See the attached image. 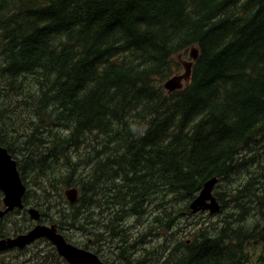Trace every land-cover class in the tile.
I'll return each instance as SVG.
<instances>
[{"label":"trees","instance_id":"16d2710c","mask_svg":"<svg viewBox=\"0 0 264 264\" xmlns=\"http://www.w3.org/2000/svg\"><path fill=\"white\" fill-rule=\"evenodd\" d=\"M192 47L199 57L190 85L169 94L160 84L174 74V56ZM0 146L17 160L25 204L41 193L61 209L59 222L42 214L43 224L56 223L71 243L68 230L78 231L83 215L90 211L88 224L97 218L103 230L79 246L106 264H251L250 244L262 261L264 0H0ZM80 167L90 180L75 178ZM98 172L111 176L112 191L139 183L144 201L159 190L162 215L128 195L120 209L106 201L99 220L89 210ZM214 178L221 211L229 210L220 222L200 228L188 251L178 239L151 249L149 240L183 211L193 218L191 202ZM47 183L81 197L56 204ZM124 216L142 219V229L123 225ZM108 239L116 255L103 248ZM36 244L68 264L48 241Z\"/></svg>","mask_w":264,"mask_h":264},{"label":"rangeland","instance_id":"374dc122","mask_svg":"<svg viewBox=\"0 0 264 264\" xmlns=\"http://www.w3.org/2000/svg\"><path fill=\"white\" fill-rule=\"evenodd\" d=\"M190 53H191V49L174 56L173 61H174L175 66H174V74L172 76L183 75L185 73V68L183 66V63L192 62V58L190 57ZM178 65L180 67H178ZM166 81L167 80L163 81L160 85L163 87L164 84L166 83ZM189 85H190V83L188 85H186L185 87H187ZM163 89L165 90L164 87H163ZM104 98H105V95H103V96L101 95L100 99H104ZM105 125H106V123L97 124V126L104 128V129H100V128H97V129L99 131L103 132L106 136L113 135L114 132H110V133L105 132L106 129L110 130L111 128H113L112 124L108 128L104 127ZM113 125H115L117 127L121 126V124L119 122H117L116 124L114 123ZM86 126H87L86 124H82L79 131H83ZM120 136H122V138L125 136L128 137V131H125V130L121 131ZM71 148H73V147H71ZM82 152L83 151H80L79 153H75L74 156H76L77 154H81ZM80 168H81V170H79V169L77 170V176L75 178L76 179L82 178L83 180H85V179L90 180L92 178V175L90 173L91 170L88 169L89 167H87V168L80 167ZM97 174L98 175L96 177H94V181H93V189H94V191H96V193L98 195L97 199L95 200V201H97V203L93 207H90L89 210L97 212L99 214L98 215L99 220H100L102 215L107 214V212L105 211V208L107 207L106 201L112 203L114 206L116 204H118L117 208L120 209V206H122L124 199H126L128 195L136 197V201H138L137 203L139 205L141 203L142 208H145L146 210H148V208L151 209V207H156L157 210L155 211V213L158 215H162L160 210L162 209L163 203L161 202V196H160L159 190L156 189L154 192H147L145 195V198H144L145 201H144L142 192L140 190H138L139 187L141 186L139 183H134V181H132V179H130L131 181H130L127 189H120L119 192H116V191L109 190L106 187V186H108V182L106 180L109 179L111 176H108L105 178V177H102L99 172ZM93 176H94V174H93ZM127 176L131 177L132 173H127ZM50 180H52L53 183L55 182V178L53 176L51 177ZM48 186H49L48 187V195H49L48 197L50 199H52L54 202H56V204L61 203V205L63 204L62 206H67V204H71L69 202V200L67 199L66 194H65L66 191L69 189H67L66 187H62L58 190H54L52 187H50L49 184H48ZM73 188H75V187H73ZM76 189H78V188H76ZM218 190H219V187L215 188L214 194ZM221 190H224V188H221ZM78 191H79V198H80L81 192L79 189H78ZM120 194H121L122 198H120ZM139 194H141V195H139ZM215 197H216V195H215ZM32 198H33V193H32ZM90 198H91V196H90ZM2 200H3V198H2ZM99 200H102L101 206L98 203ZM38 203L43 204L44 207L38 206ZM27 204L28 205L25 204L26 207L24 210L17 211L14 214H12L10 217H7L2 222H0V231L3 235H9L10 237L13 238L14 236H16V234L20 235V234L27 233L35 225V223L30 218V215L27 212L28 208L37 209L41 213V215L45 214L48 217V219L51 221L59 222V220H61V218H62V214L60 213L61 209L58 210V208L51 206L50 201L46 200L45 196L42 195L41 193L38 194L30 202V204L29 203H27ZM30 205H33L34 207H32ZM183 206H184V203H181V207H183ZM99 207H101V208H99ZM0 209H3V202L0 205ZM228 211H229L228 209H226L224 211V213L221 211L219 214L215 215V217H217V218H213V217L206 218V216H208L209 213H205V215L202 216L203 218H200V219H199V217H197L194 214H193V218L188 217L186 215L187 212L183 211V214H181L180 218H178V220L173 225H171V227L168 229L167 232H165L164 228H160L159 233L158 232L156 233V234H158V236L155 237L154 239H152L151 241L149 240V243H150L149 246L151 249L155 248L158 250V249H160L159 246L161 244H165L167 241L171 240L173 242V245H175L176 243L174 242V240L178 239L180 244H181L179 248H181L182 251H188L190 249H186V246L190 245L191 243H193L195 241L196 232L202 227L210 226L212 224H218L220 222L221 217H223V215L225 213H227ZM26 212L28 214L27 217L25 216V214L21 215L22 213H26ZM169 212H171V211H169ZM88 213H90V211H88ZM88 213H86V215ZM86 215L82 216L81 226L79 227L78 231L72 232L71 230H68V236L71 238V243L74 244L75 246H78V247H79V244L87 241L88 237H86V236H88L89 234L94 235L96 232H100L103 230L102 224L100 222L95 224L97 222L96 217L93 219L94 223L88 224L87 220H86ZM173 215H174V212H173ZM114 217H116V216H114ZM173 217L174 216H172V218ZM167 220H169V218ZM124 221L125 222L123 223V225L126 224L125 225L126 227L134 226L135 224L137 225V230H139L140 228L142 229V227H143L141 225L143 220L136 217V216L131 217V218H129L128 216H124ZM179 222H180V224H179ZM198 223H201V224L198 225ZM54 224L56 225V223H54ZM115 224L116 223H114L113 225H115ZM46 225H52V224L46 223ZM210 229H211V226H210ZM245 230L240 229L238 231L239 235L241 237H242V234L244 233ZM161 235H163V237H161ZM89 238H91V237H89ZM92 238H94V237H92ZM0 239H1V237H0ZM250 240L252 241L253 239H250ZM184 243H185V245H184ZM102 244L105 245V247H106V245H108L110 248H112L115 252V255H116V252H117L116 241H115V243H113L110 239H108L107 241H103ZM236 251L237 250L235 249V252ZM247 253L249 254L248 256L250 257V259L252 261L251 264H264V259L261 261V258H260L261 253H262V249L260 246H257L256 244H250L247 248ZM42 255L49 257L48 259L52 260L51 264H55V260L51 257L50 247L43 245V244L37 245L36 242L33 243L31 246H29L23 252H19V251H16L14 249L8 250L5 252H1L0 253V264H41V261L43 258ZM57 264H63V263H57ZM133 264H136V263H133Z\"/></svg>","mask_w":264,"mask_h":264},{"label":"water","instance_id":"95a60500","mask_svg":"<svg viewBox=\"0 0 264 264\" xmlns=\"http://www.w3.org/2000/svg\"><path fill=\"white\" fill-rule=\"evenodd\" d=\"M190 56L193 62L196 61L199 57L198 50L193 48ZM193 62L183 63L185 74L174 76L164 84L163 87L169 94L182 90L190 83ZM217 183L218 179L214 178L204 184L197 198L190 204L193 214L209 212L215 215L221 211V206L213 193ZM0 191L3 193V203L6 206L5 210H0V219L15 209L24 208L23 197L27 188L19 173L17 161L2 146H0ZM65 194L71 204L76 203L79 199V192L76 188L67 190ZM29 214L36 222L42 218L41 213L35 208H31ZM40 239H46L53 244L60 257L69 264H105L97 255L68 243L65 237L59 233L57 225L38 224L27 234H21L15 238H2L0 240V253L11 249L24 250Z\"/></svg>","mask_w":264,"mask_h":264},{"label":"flooded vegetation","instance_id":"af4514ba","mask_svg":"<svg viewBox=\"0 0 264 264\" xmlns=\"http://www.w3.org/2000/svg\"><path fill=\"white\" fill-rule=\"evenodd\" d=\"M15 212H17V211H15ZM15 212H12L11 214H9L8 215V217H10L12 214H14ZM24 214H26V217L28 216L27 215V213H22L21 215H24ZM12 238V237H11ZM14 238V237H13ZM79 245H82V244H79ZM78 247V246H77ZM81 247V249H83V250H85V251H88V252H91V253H93V254H95V255H97L98 257H99V259L102 261V257H101V255H103V254H100L99 253V255L98 254H96L95 252H94V250L92 249V250H86V249H84V248H82V246H79V248ZM104 249L105 248H107V246L105 247H103ZM108 249V248H107ZM115 264V263H114Z\"/></svg>","mask_w":264,"mask_h":264}]
</instances>
